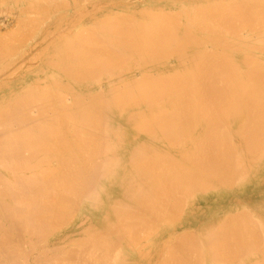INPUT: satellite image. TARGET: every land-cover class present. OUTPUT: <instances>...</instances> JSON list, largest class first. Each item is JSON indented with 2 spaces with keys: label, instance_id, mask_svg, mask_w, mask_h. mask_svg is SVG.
<instances>
[{
  "label": "bare ground",
  "instance_id": "obj_1",
  "mask_svg": "<svg viewBox=\"0 0 264 264\" xmlns=\"http://www.w3.org/2000/svg\"><path fill=\"white\" fill-rule=\"evenodd\" d=\"M0 1V264H264V0Z\"/></svg>",
  "mask_w": 264,
  "mask_h": 264
},
{
  "label": "rangeland",
  "instance_id": "obj_2",
  "mask_svg": "<svg viewBox=\"0 0 264 264\" xmlns=\"http://www.w3.org/2000/svg\"><path fill=\"white\" fill-rule=\"evenodd\" d=\"M0 2H1V1H0ZM1 4H2V3H0V11H1V12H0V13H1V14H0V26H1V25L3 26V24L6 22V20H9V21H13V20H14V21H15V20H16V19H14V18H15V15H16V17H18V14H17V13L14 14V12H13L14 9H12V7H11V10H12L13 14H12V12H10V11L8 12V9H9L8 7H10V6L6 5V3H4V5H3V4L1 5ZM9 4H10V3H9ZM5 5H6V7H4ZM4 8L7 9V10H4ZM2 9H3V10H2ZM2 11H3V15H4V12L6 11L4 16L2 15ZM7 12H8V15L11 14L10 16H11L12 19H10V16L8 17L9 19L7 18ZM9 13H10V14H9ZM12 15L14 16V18L12 17ZM2 19H3V20H2ZM2 30L4 31L5 28L2 29ZM2 30H1V35H3V33H4V35H6V37H7V38L5 37V38H6V41H9V40H10L11 42H13L12 39H9V38H8V36L10 37V33H11V36H12V33H13V37H14V38H18L17 36H16V37L14 36V34H15L14 32H16V31H13V30H9V31H7V30H6V33H7V32L9 33V35H7L8 33L6 34L5 31L3 32ZM17 34H18V33H17ZM17 34H15V35H17ZM11 38H12V37H11ZM8 39H9V40H8ZM16 40H18V39H16ZM20 40H22V39L20 38ZM14 42H15V41H14ZM22 42H24V41H22ZM24 43H25V42H24ZM21 50H23V49L21 48ZM21 50H20V51H21ZM13 56H14V55H13ZM11 57H12V56H11ZM30 263H31V262H30Z\"/></svg>",
  "mask_w": 264,
  "mask_h": 264
}]
</instances>
